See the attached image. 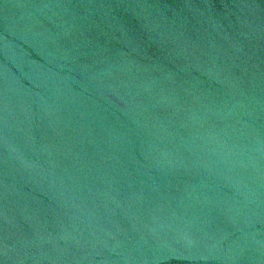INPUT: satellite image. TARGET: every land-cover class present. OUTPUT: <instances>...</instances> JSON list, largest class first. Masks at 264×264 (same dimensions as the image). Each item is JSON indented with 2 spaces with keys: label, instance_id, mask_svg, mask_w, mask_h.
<instances>
[{
  "label": "water",
  "instance_id": "95a60500",
  "mask_svg": "<svg viewBox=\"0 0 264 264\" xmlns=\"http://www.w3.org/2000/svg\"><path fill=\"white\" fill-rule=\"evenodd\" d=\"M0 264H264V0H0Z\"/></svg>",
  "mask_w": 264,
  "mask_h": 264
}]
</instances>
